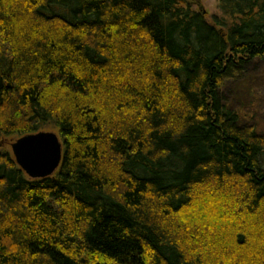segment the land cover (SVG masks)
<instances>
[{"label": "trees", "instance_id": "trees-1", "mask_svg": "<svg viewBox=\"0 0 264 264\" xmlns=\"http://www.w3.org/2000/svg\"><path fill=\"white\" fill-rule=\"evenodd\" d=\"M218 7L0 0V264H264V133L219 98L264 0ZM49 127L33 180L2 140Z\"/></svg>", "mask_w": 264, "mask_h": 264}, {"label": "rangeland", "instance_id": "rangeland-1", "mask_svg": "<svg viewBox=\"0 0 264 264\" xmlns=\"http://www.w3.org/2000/svg\"><path fill=\"white\" fill-rule=\"evenodd\" d=\"M185 1L191 9L202 14L211 23L221 15L218 0ZM219 98L223 104L238 110L241 122L252 124L257 131L264 133V59L247 64L240 77L226 81ZM49 131L57 134V130L52 127L47 128L45 132ZM15 140L16 138H7L2 142L5 148L9 149V145ZM218 207L220 208L221 205L218 204ZM226 220L221 224L229 223V220Z\"/></svg>", "mask_w": 264, "mask_h": 264}, {"label": "water", "instance_id": "water-1", "mask_svg": "<svg viewBox=\"0 0 264 264\" xmlns=\"http://www.w3.org/2000/svg\"><path fill=\"white\" fill-rule=\"evenodd\" d=\"M15 163L33 180L50 177L61 165L62 143L56 133L40 131L10 145Z\"/></svg>", "mask_w": 264, "mask_h": 264}]
</instances>
